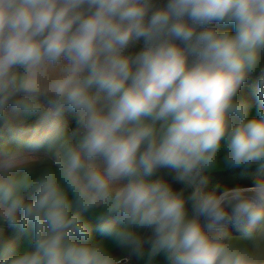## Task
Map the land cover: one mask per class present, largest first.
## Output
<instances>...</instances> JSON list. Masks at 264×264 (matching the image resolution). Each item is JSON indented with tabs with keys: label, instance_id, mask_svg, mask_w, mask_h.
I'll list each match as a JSON object with an SVG mask.
<instances>
[{
	"label": "clouds",
	"instance_id": "clouds-1",
	"mask_svg": "<svg viewBox=\"0 0 264 264\" xmlns=\"http://www.w3.org/2000/svg\"><path fill=\"white\" fill-rule=\"evenodd\" d=\"M0 132V264H264V0H0Z\"/></svg>",
	"mask_w": 264,
	"mask_h": 264
},
{
	"label": "crops",
	"instance_id": "crops-1",
	"mask_svg": "<svg viewBox=\"0 0 264 264\" xmlns=\"http://www.w3.org/2000/svg\"><path fill=\"white\" fill-rule=\"evenodd\" d=\"M251 81L249 82L248 85L245 86V88L242 90L241 95L247 96L252 104V111L251 115L256 114V104H255V99L254 97L251 96ZM70 120V126L74 127V120H72L71 116H68ZM7 140L6 134L3 132H0V145H2L5 141ZM258 171L256 168L249 169L247 171L242 170V169H227V168H220L210 174V183L209 187L215 186L216 184H221V185H235V184H251L253 179L258 175ZM174 188L179 189L181 185L174 184ZM233 235H239L237 232H231ZM6 236L10 239H13L17 242V245L20 248H23L27 245V238L21 234H18L16 231L11 230V229H6ZM93 240L94 241H99V242H104L108 244L109 246L111 245V241L107 238L102 236L99 232H93ZM118 251V250H117ZM133 264H144L143 260H136L133 259ZM155 264H163V258H157V261Z\"/></svg>",
	"mask_w": 264,
	"mask_h": 264
},
{
	"label": "built area",
	"instance_id": "built-area-1",
	"mask_svg": "<svg viewBox=\"0 0 264 264\" xmlns=\"http://www.w3.org/2000/svg\"><path fill=\"white\" fill-rule=\"evenodd\" d=\"M229 231L230 232H236V230L234 228H230ZM131 264H133V260H132Z\"/></svg>",
	"mask_w": 264,
	"mask_h": 264
}]
</instances>
